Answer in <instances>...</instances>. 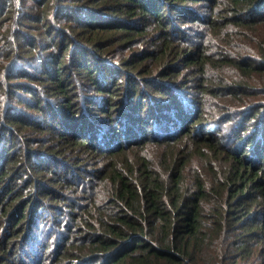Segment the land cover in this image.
I'll return each instance as SVG.
<instances>
[{
    "label": "trees",
    "instance_id": "16d2710c",
    "mask_svg": "<svg viewBox=\"0 0 264 264\" xmlns=\"http://www.w3.org/2000/svg\"><path fill=\"white\" fill-rule=\"evenodd\" d=\"M0 264H264V0H0Z\"/></svg>",
    "mask_w": 264,
    "mask_h": 264
},
{
    "label": "rangeland",
    "instance_id": "374dc122",
    "mask_svg": "<svg viewBox=\"0 0 264 264\" xmlns=\"http://www.w3.org/2000/svg\"><path fill=\"white\" fill-rule=\"evenodd\" d=\"M106 145H111V143L113 142V140H106Z\"/></svg>",
    "mask_w": 264,
    "mask_h": 264
}]
</instances>
